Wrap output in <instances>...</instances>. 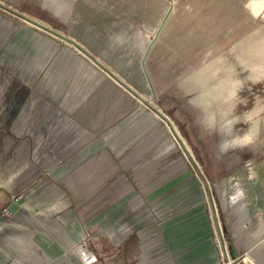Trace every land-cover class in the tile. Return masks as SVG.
Here are the masks:
<instances>
[{"label":"rangeland","instance_id":"rangeland-1","mask_svg":"<svg viewBox=\"0 0 264 264\" xmlns=\"http://www.w3.org/2000/svg\"><path fill=\"white\" fill-rule=\"evenodd\" d=\"M84 1L95 5L0 0V218L17 220L8 231L21 234L31 224L33 235L56 239L51 224L60 212L45 223L40 219L42 230L33 221L40 209L62 203L58 188L75 195L67 202L70 223H83L95 205L125 187L143 182L150 188L166 181L171 167L186 165L208 200L217 264H256L246 258L253 257L256 238L264 242V0H113L117 5L103 21L93 11L84 14ZM102 22L147 34L137 45L127 40L108 49L105 58L116 62L117 78H126L107 74L92 89L105 96L103 104L117 99L118 91L134 101L115 122L137 112L136 133L126 140L137 137L120 148H91L86 126L73 116V104L89 94L86 85L67 94L59 90L58 71L71 45L67 35ZM141 44L147 46L141 59L146 76ZM103 123L107 127L96 134L110 133L114 123ZM240 188L245 200H239ZM10 202L21 205L22 213L15 216ZM88 223L85 238L96 239ZM0 232L8 233L3 225Z\"/></svg>","mask_w":264,"mask_h":264},{"label":"crops","instance_id":"crops-1","mask_svg":"<svg viewBox=\"0 0 264 264\" xmlns=\"http://www.w3.org/2000/svg\"><path fill=\"white\" fill-rule=\"evenodd\" d=\"M93 1L95 5L92 6H88L91 3L84 1L86 3L84 14L89 15L93 11L94 17L102 21L117 5L113 4V0ZM128 4L129 2L124 6ZM52 7L54 13L58 15V7L56 5ZM139 31L142 30L133 26L120 28L102 22L93 26L85 25L70 32V36L67 35L71 40V45L68 46L70 47L69 57L61 61L62 65L58 71L61 85H59V90L63 92L61 94H67L68 91H78L80 84H83L80 89L86 85L85 89L89 94L85 96V99L83 98L84 101L73 104L71 108L74 110L73 116L77 121H82L86 126L87 140L91 148L97 145H119L120 148L137 137L132 136L129 141L126 140L130 133H136V118H140L137 112L128 121L115 122L125 108L134 105L130 95L118 91L116 92L117 99H112L107 103L110 106H106L107 104H103L105 96L102 92L93 93L92 89L94 85L99 87L107 81V74L117 78L115 74L117 70L114 66L116 62L105 58L112 52L106 53V51L117 48L122 41L128 40L134 45L141 43L147 34L138 33ZM79 49L85 56L84 58L78 53ZM140 49H143L142 44ZM104 63H108L111 67L108 69ZM141 63L140 60V69L144 73V66L142 64V68ZM199 73L202 72L190 76H196ZM121 78L118 77L117 80L123 82L126 76H121ZM62 82L67 84H62ZM125 84L127 89L134 91L128 83ZM142 86V92H144L147 86L144 80ZM104 121L109 125L114 123L108 134L111 139L108 135L96 134L97 131L107 127ZM150 127L151 125L148 126ZM72 128L78 130L77 125ZM99 134L102 135L101 138L97 137ZM106 157L107 155H104L103 159L106 160ZM134 173L137 174L136 176L141 174L138 169H134ZM167 173L171 176L165 179L166 181L157 182L150 188L145 187L143 182L131 184L130 187L124 188L120 196L113 195L109 197L108 202L94 206L95 212L89 221L95 226L97 238L108 239L116 245L114 254L107 253V256H103L100 260L88 249V240L85 236H87L89 221L83 224L73 220L70 223L74 215L72 210L68 209L67 202L71 196L75 197V195L58 188L55 192L62 198V203L54 208L40 209L38 219L33 221L36 224L35 230H42L44 225L42 224L40 228V219H43L45 223L51 220L54 212H60L54 220L55 226L51 224L52 232L58 230L56 239L52 238L53 235L50 239V236L42 231H40L42 233L33 235L31 224L26 225L25 232L21 234L9 232L11 228L17 227V220L3 221L0 218V226L3 225L8 232L4 235L0 232V264H217L219 260L218 241L216 244L214 223L210 217L205 191L201 190L198 181L186 165L176 164ZM63 178L65 177L61 178L62 181H64ZM240 190L243 191L242 188ZM242 197L243 199L239 198V200H245L244 191ZM20 206L14 202L8 203L9 209L15 216L16 213L17 215L22 213L19 211ZM244 207L248 211L246 201ZM25 211L28 212V210ZM256 215L258 216V213ZM76 218L79 217L76 216ZM80 218L84 220V216ZM258 221L262 223L261 218ZM46 227L49 228L50 225ZM263 235L261 233V239ZM254 248L253 257L248 255L246 260L263 264L264 242L259 243L256 238Z\"/></svg>","mask_w":264,"mask_h":264},{"label":"trees","instance_id":"trees-1","mask_svg":"<svg viewBox=\"0 0 264 264\" xmlns=\"http://www.w3.org/2000/svg\"><path fill=\"white\" fill-rule=\"evenodd\" d=\"M88 249L94 253L97 258L100 260L103 258V256H107V253L110 255L115 253L116 245H113L108 239L105 238H96L88 240Z\"/></svg>","mask_w":264,"mask_h":264},{"label":"water","instance_id":"water-1","mask_svg":"<svg viewBox=\"0 0 264 264\" xmlns=\"http://www.w3.org/2000/svg\"><path fill=\"white\" fill-rule=\"evenodd\" d=\"M146 50H147V47L144 48V50H143V52H142V54H141L140 60L142 59V55L144 54V52H146ZM141 61H142V60H141ZM141 67L143 68L142 63H141ZM147 82H148V81H147Z\"/></svg>","mask_w":264,"mask_h":264},{"label":"built area","instance_id":"built-area-1","mask_svg":"<svg viewBox=\"0 0 264 264\" xmlns=\"http://www.w3.org/2000/svg\"><path fill=\"white\" fill-rule=\"evenodd\" d=\"M3 211H5V210L3 209Z\"/></svg>","mask_w":264,"mask_h":264}]
</instances>
